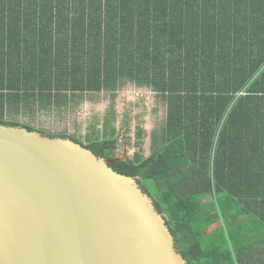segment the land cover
<instances>
[{
    "label": "trees",
    "instance_id": "1",
    "mask_svg": "<svg viewBox=\"0 0 264 264\" xmlns=\"http://www.w3.org/2000/svg\"><path fill=\"white\" fill-rule=\"evenodd\" d=\"M126 82L165 123L150 155L108 166L152 198L186 264H264V0H0V125L113 160L112 108L83 140L16 118Z\"/></svg>",
    "mask_w": 264,
    "mask_h": 264
},
{
    "label": "water",
    "instance_id": "2",
    "mask_svg": "<svg viewBox=\"0 0 264 264\" xmlns=\"http://www.w3.org/2000/svg\"><path fill=\"white\" fill-rule=\"evenodd\" d=\"M115 160L124 158L0 125V264H186Z\"/></svg>",
    "mask_w": 264,
    "mask_h": 264
},
{
    "label": "rangeland",
    "instance_id": "3",
    "mask_svg": "<svg viewBox=\"0 0 264 264\" xmlns=\"http://www.w3.org/2000/svg\"><path fill=\"white\" fill-rule=\"evenodd\" d=\"M90 98L92 99H82L77 107L66 110L62 115L56 110L37 111L33 118L18 115L16 119L39 130H46L52 134L66 132L83 140L88 127L94 121L101 123L112 108L116 116L114 125L119 131V147L114 159L132 158L136 153L143 157L150 155L151 138L154 133L158 134L162 131L166 117L164 104L151 89L139 88L126 82L116 92L114 98H110L105 93L91 95ZM138 127L143 130V136L137 146L134 134ZM217 225L211 226L207 232Z\"/></svg>",
    "mask_w": 264,
    "mask_h": 264
},
{
    "label": "flooded vegetation",
    "instance_id": "4",
    "mask_svg": "<svg viewBox=\"0 0 264 264\" xmlns=\"http://www.w3.org/2000/svg\"><path fill=\"white\" fill-rule=\"evenodd\" d=\"M118 142H119V140H118Z\"/></svg>",
    "mask_w": 264,
    "mask_h": 264
}]
</instances>
